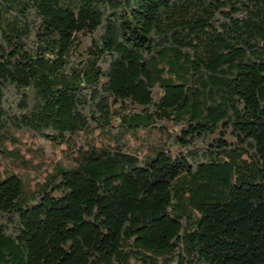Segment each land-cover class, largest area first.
<instances>
[{"label":"trees","instance_id":"obj_1","mask_svg":"<svg viewBox=\"0 0 264 264\" xmlns=\"http://www.w3.org/2000/svg\"><path fill=\"white\" fill-rule=\"evenodd\" d=\"M16 134L67 153L0 173V264H264V0H0Z\"/></svg>","mask_w":264,"mask_h":264},{"label":"rangeland","instance_id":"obj_2","mask_svg":"<svg viewBox=\"0 0 264 264\" xmlns=\"http://www.w3.org/2000/svg\"><path fill=\"white\" fill-rule=\"evenodd\" d=\"M166 137L165 132L153 130L139 131L136 136H127L125 141L133 148L140 149L139 153L144 156L150 147L161 146ZM106 142L100 137L93 140L86 139L77 141L75 147L87 151L91 146L102 147ZM5 146L11 155L0 154V173L5 171L25 172L29 176L42 179L46 171L51 168L53 160L65 157L66 146H56L43 141L34 140L28 134H16L15 141H6ZM18 154L19 158L14 155ZM74 156L78 153L75 151Z\"/></svg>","mask_w":264,"mask_h":264}]
</instances>
